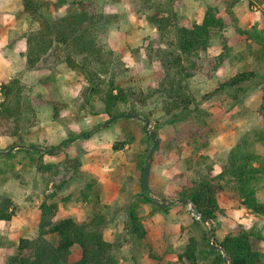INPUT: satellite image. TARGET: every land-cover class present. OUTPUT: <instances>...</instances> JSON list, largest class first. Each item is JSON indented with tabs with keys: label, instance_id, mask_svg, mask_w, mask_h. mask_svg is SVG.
<instances>
[{
	"label": "rangeland",
	"instance_id": "374dc122",
	"mask_svg": "<svg viewBox=\"0 0 264 264\" xmlns=\"http://www.w3.org/2000/svg\"><path fill=\"white\" fill-rule=\"evenodd\" d=\"M44 1L48 2L41 10L44 16L30 21L23 14L22 0H0V8L4 6L1 14L12 17L0 29L1 51L5 56L14 53V48L17 51L12 67H0V85L13 82L15 93L9 104L16 110L8 118L2 117L5 96L0 86V152L13 154L8 157L0 153V199L8 195L16 206L12 220L0 221V264H6L15 254L21 238L37 236L39 206L45 199L58 204L56 219L72 217L99 227L113 244L119 264H191L181 258L190 238L197 237L202 245L205 241L193 225L194 219H199L197 214L190 203L182 204L179 192L209 172L220 173L238 144L264 156L262 86L254 80L238 95L233 89L211 94L219 82L238 72L255 70L264 74L262 46L230 27L225 32L229 58L212 78L187 68L192 73L185 79L187 91L195 98L197 107L209 113L200 115L217 131L210 145L195 153L183 139L185 135L178 136V127L167 123L166 95L156 93L161 85L169 87L180 80L177 70L168 66L170 44L162 42L157 28L148 20L151 4L164 0H96L99 19L91 33L106 62L103 65L96 58L86 61V56L76 55L75 68L57 59L55 46L59 47L58 53L63 47L50 46V36L45 32V19L65 16L73 0L65 4L59 0ZM209 6H218L225 14L226 0H176L172 8L176 22L191 27L202 21ZM234 11L241 27H257L264 35V0H238ZM40 31L45 37L40 36ZM226 52L223 40L213 38L208 53L216 56ZM36 54L41 56L35 66H30L28 56ZM1 59L8 60L2 56ZM90 76L106 84L113 77L123 88L153 94L141 108L152 113L153 121L149 128L146 126L148 131L160 128L150 185L156 199L166 201L162 206L155 205L167 209L158 210L150 203L139 202L143 190L138 169L141 143L114 149L116 139L129 127L124 120L127 117L106 125L110 118L102 112L100 96L90 93ZM47 81L57 91V103L61 106L58 117ZM206 95L209 96L205 98ZM195 124L199 125L196 121ZM80 133L86 135L58 152L43 150ZM33 145L40 146L41 151ZM261 179L264 185V173ZM155 190L162 196L158 197ZM259 198L264 201V186ZM134 202L140 203L137 211L146 230L143 241H137L129 231L128 211ZM219 202L224 211L218 215L217 236L222 238L243 229L264 234V215L248 210L231 190H224ZM206 225L211 228L210 223ZM50 239L55 240L52 236ZM210 239L213 240L212 236ZM261 250L264 254V242ZM74 253L78 258V246Z\"/></svg>",
	"mask_w": 264,
	"mask_h": 264
},
{
	"label": "trees",
	"instance_id": "16d2710c",
	"mask_svg": "<svg viewBox=\"0 0 264 264\" xmlns=\"http://www.w3.org/2000/svg\"><path fill=\"white\" fill-rule=\"evenodd\" d=\"M59 1L64 4L69 3L67 0ZM175 1H155L150 7L152 12L148 20L157 28L162 42L170 44L171 50L167 51L170 60L168 66L175 68L180 76L178 83H172L169 87L161 85L156 93L161 92L166 95L164 111L165 116L168 117L167 123L171 122L178 127V136L185 135L183 139L196 153L210 145L211 139L217 135V131L200 115L208 116L209 113L203 112L197 107L195 98L187 91L188 85L185 79L192 76L187 68L201 71L212 78L217 69L229 58L228 50L230 49L227 45L228 38L225 36V32L230 27H233L246 39L261 45L263 56L264 35L257 30V27L248 29L239 25V19L234 11L238 0H226L225 14H221L218 6H209L202 21L191 27L176 22L177 15L172 8ZM46 3L48 2L44 0H22L24 16L30 21L36 20L38 16H44L41 10ZM96 9V0H73L69 3L68 13L65 16L45 19L47 22V31L45 32L50 36V46L59 44L63 47L61 51L65 52L62 58V52L58 53L59 47L55 46L57 59L59 58L72 68L77 67L73 57L76 55L86 56V61L89 60V57L96 58L103 65L106 62L91 33L92 26L98 23L99 19ZM40 33V36L44 34L43 31ZM43 36L45 37V35ZM215 37H220L223 40L226 53L216 56L208 53L212 39ZM40 56V54L28 56L29 65L35 66ZM89 80L91 83L90 93L100 96L103 103L102 112L109 118L124 112L127 114L136 113L151 122L153 121L152 113L141 109L142 105L148 104V100L153 94H147L142 90L137 91L132 87L123 88L116 84L113 77L107 84L98 82L94 76H90ZM254 80L257 81L258 86H262L260 111L264 112V74H259L255 70L241 71L219 82V87L214 89L211 94L233 89L235 95H238L239 92L246 91L245 86L248 82ZM46 85L49 95L55 102L53 103L55 116L58 117L61 106L57 103V91L49 81L46 82ZM0 86L5 96L1 115L3 118H8L12 113H16V110L9 104V98L14 96L15 88L11 81L2 83ZM209 95H206L205 98ZM124 120L127 121L129 127L123 130L113 147L120 150L127 144L133 145L138 141L141 143L138 169L142 179L153 140L144 122L134 118H124ZM195 121L198 122V126ZM154 129L160 134L159 127ZM81 135H86V133L67 138L60 145L43 150L53 154L68 146ZM24 144L22 142V145ZM33 147L37 151H41L40 146L33 145ZM5 155L9 157L13 154L6 153ZM263 173L264 156L250 151L246 145L238 144L231 151L229 160L220 173L209 172L179 192L181 198H187L189 203H194L198 210V212L195 211L197 216L208 217L211 224V228H209L200 219H194L193 225L197 232L201 233L205 243L202 245L197 237L192 236L186 252L181 255L182 259L185 257L186 261L191 264H226L224 253L220 249L213 248V241L225 251L230 264H264V254L261 250L264 234L261 231L243 229L227 233L222 238L216 233L218 215L224 211L220 206L219 195L226 189L231 190L248 210L258 215H264V201L259 198L260 188L264 186L261 184ZM155 194L158 197L162 196V193L156 190ZM138 200L144 204L150 203L158 210L167 209L155 205L150 193L144 189ZM139 204L134 202L128 211L129 231L137 241H143L146 238V230L137 211ZM182 204L186 205L187 203ZM39 208L41 217L37 236L21 238L15 254L9 257L6 264H119L113 244L104 237V233L99 227L80 223L72 217L56 219L58 204L49 203L46 199ZM15 213L16 206L12 198L3 195L0 199V221L12 220ZM50 236L55 240L52 241ZM210 236L213 240L210 239ZM1 241L0 237V245ZM76 246L80 248L78 258L74 253Z\"/></svg>",
	"mask_w": 264,
	"mask_h": 264
},
{
	"label": "water",
	"instance_id": "95a60500",
	"mask_svg": "<svg viewBox=\"0 0 264 264\" xmlns=\"http://www.w3.org/2000/svg\"><path fill=\"white\" fill-rule=\"evenodd\" d=\"M122 117H127V118H140L144 121V123L146 124V126L149 128L150 125H151V121L148 120V119H145V118H142L141 116H139L138 114L136 113H119L113 117H111L107 123V124H110L112 123L113 121L119 119V118H122ZM149 134L153 140V146L151 147L148 155H147V159H146V165H145V168H144V171H143V177H142V186H143V189L145 191H148L150 193V195L152 196L154 202L159 205V206H162L165 204L166 201H158L154 195V192L152 190V187L150 185V174H151V167H152V162H153V158H154V154L156 152V150L159 148V145H160V137H159V134L158 132L155 130V129H149ZM182 203H189V200L187 198H180L179 199ZM191 206L192 208L194 209V211H197V208L196 206L194 205V203H191ZM199 219L204 223V224H209V220H208V217L206 216H200ZM213 244V248H217V249H220L222 250V252L224 253V260H225V263L226 264H230L229 263V260H228V257L225 253V251L222 249L221 246L219 245H216L212 242Z\"/></svg>",
	"mask_w": 264,
	"mask_h": 264
},
{
	"label": "crops",
	"instance_id": "0c3cea01",
	"mask_svg": "<svg viewBox=\"0 0 264 264\" xmlns=\"http://www.w3.org/2000/svg\"><path fill=\"white\" fill-rule=\"evenodd\" d=\"M4 9V6H2L1 8H0V29H2L1 28V26H2V23L3 22H11V20H12V17H11V15L9 14V15H2L1 14V12H2V10ZM4 24V26H6V24L7 23H3ZM8 25H10V24H8ZM5 28V27H4ZM1 48H2V46H0V67H5L4 69H9L10 67H12V65L14 64L13 63V60L12 59H14V55H16V53H17V51H16V49L14 48V53H11V54H9V55H6L5 56V54H4V52L3 51H1ZM3 49V48H2ZM1 56H2V58H3V60H6V58H8V60L7 61H2V59H1ZM7 62H8V64H7ZM75 141V140H74ZM73 141V142H74ZM62 142H60L58 145H60ZM54 146H57V145H54ZM52 147V146H51ZM46 148H49V147H45L44 149H46ZM64 148V147H63Z\"/></svg>",
	"mask_w": 264,
	"mask_h": 264
},
{
	"label": "built area",
	"instance_id": "2783aa9c",
	"mask_svg": "<svg viewBox=\"0 0 264 264\" xmlns=\"http://www.w3.org/2000/svg\"><path fill=\"white\" fill-rule=\"evenodd\" d=\"M198 218L200 217V215L197 216Z\"/></svg>",
	"mask_w": 264,
	"mask_h": 264
}]
</instances>
